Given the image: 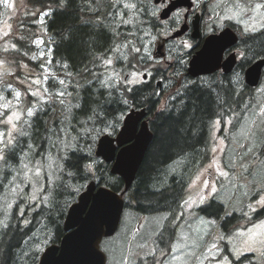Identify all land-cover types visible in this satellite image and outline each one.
<instances>
[{
    "label": "trees",
    "instance_id": "obj_1",
    "mask_svg": "<svg viewBox=\"0 0 264 264\" xmlns=\"http://www.w3.org/2000/svg\"><path fill=\"white\" fill-rule=\"evenodd\" d=\"M25 1V8L14 23L19 32L14 38L16 48L3 53L13 65L33 64L34 49L30 39L37 31V22L42 21L39 20L40 13L48 12L40 34L47 41H53V59L57 62L58 74V83L56 78L48 84H60V90L71 92L77 105L70 108L66 97L65 101L58 97L54 106L45 105L35 117L22 124L24 130L16 133L13 144L1 153L5 158L0 159V264H38L46 246L60 243L65 234L63 224L68 209L89 181H97L116 192L124 190V179L113 174L111 164L97 157L95 150L98 138L108 131L115 135L132 108L147 109L153 139L135 180L124 195L125 207L141 214L168 213L155 237L161 250L150 257V264H160L176 240L179 223H173V220L184 209L190 183L212 158L210 134L213 123L235 108L242 95L228 79L212 84L196 81L176 84L177 89L168 101L162 99L152 81L136 85L124 84L122 80L120 84L107 82L105 76L110 65L116 64L115 58L123 70L147 72L150 67L143 32L149 26L155 28L158 21L148 7V0H143L144 19L140 18L137 23L118 20V11L122 8L120 0ZM1 12L2 0L0 16ZM242 40L245 48L250 46L254 60L264 57V30L251 33ZM134 48L140 51L137 53ZM108 60L114 63L109 64ZM179 71L190 77L186 69ZM193 100L195 109L189 103L187 109L182 110L183 101ZM163 101L165 105L160 108ZM65 121L75 129L76 143L63 158V168L58 180L50 187L52 192L47 203L36 207V202L25 203L19 196L13 207L8 208L3 194L22 162L23 154L33 145V157L36 162L41 161L52 142V135L57 132L62 137ZM81 126L86 128L82 130ZM35 169L36 166L33 172ZM44 178L46 181V176ZM20 208L25 210L23 217ZM199 212L219 220L229 234L242 221L237 212L228 213L224 203L217 199H212L207 206H200ZM24 220L29 223L26 225ZM224 244L226 250L228 243ZM160 253L164 254L161 259ZM253 257L245 254L230 264H247Z\"/></svg>",
    "mask_w": 264,
    "mask_h": 264
},
{
    "label": "rangeland",
    "instance_id": "obj_2",
    "mask_svg": "<svg viewBox=\"0 0 264 264\" xmlns=\"http://www.w3.org/2000/svg\"><path fill=\"white\" fill-rule=\"evenodd\" d=\"M120 2L122 8L117 15L119 21L137 23L140 18L144 19L143 0L141 2L120 0ZM9 4L12 6L6 7L2 0V15L0 16V61L3 62L0 63V133H3L5 141L9 139V132L12 133V138L16 133L22 132L24 130L22 124L25 121L35 117L45 105L54 106V101L58 102V97L63 101L68 99L70 108L73 107L72 105H77V101L72 99L71 92H67L65 89L60 90V84L59 86L58 84H48L50 80L56 78V83H58V74L55 68L57 62L55 63L52 52L53 41L49 39L47 41V38L40 34L48 12H43L42 15L40 13L39 20L42 21L37 22V31L30 39V44L34 49L33 56L36 57L33 64L23 63L19 67L13 65L4 55L3 51L15 49L11 45H16L14 38L19 35V32L15 30L14 23L21 9L25 8L26 1L9 0ZM147 4L158 21L155 28L149 26L143 32V35L146 36L145 51L150 57V67L147 72L152 70V73L158 72L159 75L169 76L170 84L168 87L166 86L165 90H171L167 93L165 90L162 92V99L168 101L177 89V85L191 84L194 81L178 69L179 67L183 70L188 66L190 56H188L186 46L189 43H184V41H188V37L171 40L167 45L166 58L158 60L152 56V53L156 50L158 42L164 37L170 36L183 24L184 13L178 11L170 19L162 20L159 15L165 5L156 4L154 0H148ZM125 5H134V7H125ZM256 5L262 7L257 8ZM195 7L196 11L200 10L204 13L202 29L204 28L207 34L218 32L226 25L231 24L235 26L242 37L264 30L262 27L264 25V0H195ZM240 8H243L244 11L240 12L239 16L228 18L239 12ZM143 23L145 24V21ZM39 40L44 43H35ZM122 51L121 49L120 52L122 53ZM41 52L44 53L43 56L40 55ZM115 62V65H110L108 68L109 71L105 76L107 82L120 84L122 80L124 84L130 85L142 83L143 70H123L117 64V58H115ZM218 78L220 77L199 78L196 82L206 81L209 83L212 80L218 81ZM37 80L39 83H36ZM233 80L234 88L242 95L241 105L239 107L235 105V108L227 113H231L232 116L225 118V114L224 118L217 119L213 123L210 134L212 158L190 183L186 199L188 203L184 202V209L176 215L173 223H176L181 214L184 215V220L178 227L177 237L170 252H167L165 256L159 254L160 259L164 256L160 264H223L224 257H227L230 264L233 259H237L234 251L242 253L241 256L251 254L254 256L253 259L258 262L264 259V245L259 243L261 239H264V231L257 232L259 225L241 227L249 221L254 223L264 217V215H259L255 218V214L251 213V211L254 212L252 208H255V211L261 208L256 205V201L260 199L261 195H264V75L260 85L250 89L243 83L244 74L242 71H237ZM16 92L21 94L18 98L15 95ZM32 93H38V95H32ZM59 93H63V95L61 96ZM8 101L11 102V107L3 108L2 105ZM164 101L159 105L160 108L164 107ZM29 108L33 110L32 116L28 115ZM13 112H16L20 117L18 120L12 121L16 124L15 130L12 129V123H8V117ZM84 128L86 127H82V130ZM74 131L71 123L65 121L62 126V137L57 132L52 135V142L49 144L46 154L38 162L33 157L35 147L31 145V148L23 154L22 162L3 194L7 206L13 204L19 196L28 204L36 202V205H40L45 196L48 201L52 192L50 187L58 180L63 168V158L68 149L74 147L76 143ZM108 133L112 134L111 131ZM69 144L72 147H68ZM0 149H4V145L0 144ZM49 165H51L50 168ZM35 166L40 168L39 177L33 172ZM25 173L30 179H25ZM221 173H226V175ZM45 176L46 181H44ZM204 181H208V188L204 187ZM34 182L37 188H40V185H43V188L36 193L37 199L31 200L29 197L33 194ZM213 184L216 191L209 195ZM26 188H28L27 191ZM48 189L49 192L46 193ZM201 196L206 198L203 203H200ZM212 199L224 203L228 213L242 214L244 212L241 225H238L237 229H233L230 234L225 232L219 220L209 218L199 212V207L209 205ZM211 210H215V208H211ZM167 218V212L141 214L131 207L124 208L117 231L111 236L104 237L101 242V249L107 255V264H150V257L157 254L159 249L155 237ZM209 221H215V223L212 224ZM225 242L228 243L226 250ZM212 244H215L220 250L219 255H216L214 249L210 251ZM248 248L253 250H246ZM248 264H252V262Z\"/></svg>",
    "mask_w": 264,
    "mask_h": 264
},
{
    "label": "water",
    "instance_id": "obj_3",
    "mask_svg": "<svg viewBox=\"0 0 264 264\" xmlns=\"http://www.w3.org/2000/svg\"><path fill=\"white\" fill-rule=\"evenodd\" d=\"M155 3L166 0H154ZM192 0H170L163 8L160 17L165 19L178 7L191 8ZM193 36L199 37V19L193 21ZM188 29L184 23L174 32L172 38L181 36ZM239 36L232 27H225L219 33L205 37L201 48L189 61L188 73L198 77L213 73L222 68L232 71L236 64L235 52L223 60L226 49L238 42ZM165 44L157 47V54L164 55ZM264 69V57L257 59L245 71L249 86H257ZM147 75L144 74V78ZM147 109H131L124 117L123 124L116 134H103L97 143L96 155L112 162L111 172L124 179L125 188L116 192L107 186L90 181L71 204L64 220L65 234L61 242L52 243L42 252L39 264H107V256L101 249L104 237L113 235L120 224L125 207L124 195L135 180L138 169L153 139Z\"/></svg>",
    "mask_w": 264,
    "mask_h": 264
},
{
    "label": "flooded vegetation",
    "instance_id": "obj_4",
    "mask_svg": "<svg viewBox=\"0 0 264 264\" xmlns=\"http://www.w3.org/2000/svg\"><path fill=\"white\" fill-rule=\"evenodd\" d=\"M168 2H169V0H167V3ZM161 3H163V2H161ZM178 11H183L184 15H187L185 17V19L189 23V30L183 35V37H188V41H184V43H186V42L189 43V45L186 46V47L188 48V56H190V58H191V56L194 54V52L201 47V45H202V43L204 41V37L206 35L205 29L204 28L202 29V18L204 17V13H202L200 10L199 11L198 10L196 11V7L195 6L189 12H187V9L186 8H181V9L175 11V12H178ZM197 16H198V19L201 21L200 35H199L198 38L197 37L194 38L193 35H192L193 34V31H194L193 21L197 18ZM168 44H170V41L167 42V45ZM166 50H167V48H166ZM231 52H235L236 53V58H237L236 64H235V66H234V68H233V70L231 72L226 73V72L223 71V69H218L214 73H210V74H206V75H201V76H199V78H209V77L212 78V77L219 76L220 78H218V80L224 82V81H226L228 79L230 81V84H234L233 83L234 82V80H233L234 74L237 71H242L243 74H244L246 68L254 61V59H253V54H252V51L250 49V46H247V48H245L244 47L243 40L241 38H240V40H239L238 43H236L233 47L227 49L224 52L223 60L226 57H228V55ZM166 55H167V51L162 56H160L159 54H157V51L156 50L152 53V56L154 58L158 59V60H160L162 58H166L167 57ZM184 69H186V73L188 75L187 67L184 68ZM151 72L148 74V77H147V79L145 81L146 82L147 81L154 82L155 85L158 87V90L161 92V95H162V92L164 91V89H166L169 86L168 84H170L169 83V76H163L162 74L159 75V73H151ZM213 82H214L213 80L211 82H209V83H207L206 81H204V82H202L200 84H212ZM243 83L246 84L245 83V80L243 81ZM230 115H231V113L230 114H226L225 115L226 116L225 118L229 117ZM243 213L242 214L241 213H238V215L242 217V220L244 218V214ZM251 213L252 214H255V218H257V217H259V215L260 216L264 215V208L261 207V208H259L258 210L254 211V212L251 211ZM238 225H241L240 222L237 223V226ZM250 225L252 227H254L256 225H259V228H258L257 232L258 233L263 232L264 231V217H262V219H259V220H257V222H254V223L251 222V221H249V222H247L246 224H244L241 227H250ZM263 260L264 259H262L261 261H263ZM261 261L258 262V261L255 260V261L252 262V264L255 263V262L256 263L258 262L259 264H264V262H261Z\"/></svg>",
    "mask_w": 264,
    "mask_h": 264
},
{
    "label": "snow or ice",
    "instance_id": "obj_5",
    "mask_svg": "<svg viewBox=\"0 0 264 264\" xmlns=\"http://www.w3.org/2000/svg\"><path fill=\"white\" fill-rule=\"evenodd\" d=\"M3 3L5 4L6 7H11V6H12V5L9 4V0H3ZM125 7H134V5H125ZM256 7H257V8H260V7H262V6H261V5H256ZM243 11H244V9H243V8H240V11H239V12L234 13L233 16H230V17H228V18H229V19L235 18V17L239 16L240 12H243ZM45 14H46V13H45ZM128 22H130V21H125V23H128ZM262 27H264V25H262ZM253 30H255V29L253 28ZM5 35H7V33H5ZM35 43H37V44H43L44 42H43L42 40H39V41H35ZM11 47H12V48H16V45L13 44V45H11ZM133 50H134L135 52H137V53L140 51L139 48H134ZM40 55L43 56L44 53L41 52ZM32 59H36V57L33 56ZM0 63H3V62L0 61ZM107 63L111 64L112 61H111V60H108ZM134 75H135V74H134ZM141 75H143V74H141ZM36 83H39V81L37 80ZM60 83L63 84V81H60ZM9 87H10V86H9ZM129 90H130V89H129ZM15 95H16V97L18 98L21 94H20V92H16ZM32 95H38V93H32ZM59 95L62 96L63 93H59ZM125 103H127V101H125ZM189 103H191L193 109H195V107H196V102H195V100H193V101H183V102H182V106H181V107H182V110H186V109H187V106H188ZM2 107L5 108V109L10 108V107H11V102H10V101L5 102V103L2 105ZM28 115H29V116H32V115H33V110H32L31 108L28 109ZM19 118H20L19 115H18L16 112H13L12 115L8 117V123H12L13 120H18ZM217 123H219V121H217ZM113 127H114V125H113ZM12 129H14V130L16 129V124L12 123ZM8 136H9V139H7V140L5 141V140L3 139V133H0V144L4 145V149H0V153H2L4 150H6L9 146H11V145L13 144L12 133L9 132V133H8ZM67 146H68V147H72V145H70V144L67 145ZM29 147H31V146H29ZM214 151H215V150H214ZM4 158H5V157H4L2 154H0V159H4ZM49 159H51V157H49ZM25 167H26V165H25ZM50 167H51V165H49V168H50ZM221 174H222V175H226V173H221ZM35 175H36L37 177L40 176V168H39V167H37V168L35 169ZM25 179H26V180L30 179V178L27 176L26 173H25ZM197 179H199V177H197ZM204 187H205V188H208V187H209V183H208V181H204ZM33 188H34L33 194L29 197V199H31V200H36V199H37V195H36V193L39 192V191L43 188V185H40V188H37V187H36V183L34 182V183H33ZM215 191H216V188H215V185L213 184V185H211V192L209 193V195H211V193H214ZM205 199H206V198H205L204 196H201V197H200V203H203ZM43 202H44V203H47V197H46V196L44 197ZM185 203H188V202L185 201ZM256 205H258V206L264 208V195H261L260 199L256 201ZM189 206H190V205H189ZM12 207H13L12 204H9V205H8V208H12ZM36 207H39V205H36ZM250 207H252V206L250 205ZM252 210L255 211V208H252ZM24 211H25V210H24L23 208H20V215H21V217H23V215H24ZM177 218H179V217H177ZM23 222H24L26 225L29 223L28 220H24ZM209 223L214 224L215 221H209ZM3 227H7V225H3ZM250 239H251V237H250ZM253 242L255 243L256 241H253ZM259 243L262 244V245H264V239H261V240L259 241ZM213 249L216 251V255H219L220 250L217 249V247H216L215 244H212V245H211V249H210V251L213 250ZM246 250H253V249H252V248H248V249H246ZM234 255H236V258H237V259H239L240 256L242 255V253H240V252H235V251H234ZM223 264H229L227 257H224V258H223Z\"/></svg>",
    "mask_w": 264,
    "mask_h": 264
},
{
    "label": "bare ground",
    "instance_id": "obj_6",
    "mask_svg": "<svg viewBox=\"0 0 264 264\" xmlns=\"http://www.w3.org/2000/svg\"><path fill=\"white\" fill-rule=\"evenodd\" d=\"M253 262V261H252Z\"/></svg>",
    "mask_w": 264,
    "mask_h": 264
}]
</instances>
